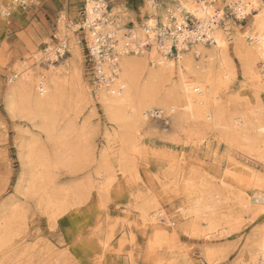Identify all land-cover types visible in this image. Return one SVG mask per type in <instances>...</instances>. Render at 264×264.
Segmentation results:
<instances>
[{"label": "bare ground", "instance_id": "1", "mask_svg": "<svg viewBox=\"0 0 264 264\" xmlns=\"http://www.w3.org/2000/svg\"><path fill=\"white\" fill-rule=\"evenodd\" d=\"M12 1L0 0V17L7 18L12 9L23 10L12 7ZM173 1L168 10L177 17L176 27L190 20L196 23L194 31L185 29L182 35L191 44L178 42L176 55L170 52L169 38L164 44L155 39L160 25H174L168 10L159 11L158 0H146L147 11L139 7L143 22L136 20L133 28L114 20L116 9H110L107 0H87L84 31L98 77L93 89L85 79L79 20L71 21L70 27L60 20L62 40L32 50L34 68L28 61L16 65L4 101L12 116L31 127L18 142L19 195L0 204V251L15 245L28 220L29 202L50 222L93 195L96 208H107V197L114 193L119 176L127 181L138 176V156L148 154L140 137L157 128L153 117L158 111L175 140L183 136L186 143H195L216 133L229 152H240L264 166V0ZM97 104L112 124L106 128V145L100 151L91 134ZM174 152L170 170L157 175L162 197L157 189L145 195L139 189L135 197L136 221L149 239L146 259L188 264L180 232L205 239L215 233L229 237L250 219L253 228L235 261L264 264V171L236 159L242 173L225 169L217 180L205 169L182 168L178 161L183 154ZM227 156L234 161L230 153ZM63 167L85 174L65 183L59 179ZM174 201L179 204L171 215H179L172 218L164 203L174 206ZM128 203L133 206V200ZM121 219L125 218L102 219L101 227L105 223L108 229L104 244L115 238V224ZM122 223L124 227L126 221ZM126 238L124 233L119 244ZM234 244H207L205 259L209 264L223 263Z\"/></svg>", "mask_w": 264, "mask_h": 264}, {"label": "rangeland", "instance_id": "2", "mask_svg": "<svg viewBox=\"0 0 264 264\" xmlns=\"http://www.w3.org/2000/svg\"><path fill=\"white\" fill-rule=\"evenodd\" d=\"M107 2L110 9H116L115 21L118 19L117 22L120 21L127 28H133L136 20L142 24L141 14L143 12L139 7L143 6L147 11L146 0H107ZM158 3L159 11L166 12L172 7L174 1L171 0L170 3V0H158ZM85 4L86 0H30L26 7H22V11L12 9L15 12L11 16L0 17V204L19 195L17 187L21 174V163L18 142L31 127L30 123L25 124L24 119L10 114L5 105L4 92L8 85L13 83V81L10 82V78L17 72L16 65L28 61L31 68H34L37 64H35L36 59L31 58V51L42 50L46 44L59 43L62 40L59 35L60 20L63 19L65 24H68L67 27H70L71 21L80 20V12L85 8ZM246 23L245 20L242 25ZM82 33H78L81 39L84 38ZM82 42L85 79L93 89L98 81V79L94 81L93 78L94 60L90 56L85 40ZM68 56L69 54L66 58ZM235 66L239 80L243 79L241 66L238 62ZM94 116L91 117L94 128L91 134L96 150L100 151L106 145L104 136L106 128L111 129L112 124L107 120L100 104L96 105ZM153 118L156 119L157 128L140 137L141 146L148 154L143 153L138 156V176L128 181L119 176L114 185L117 192L114 191L111 196L107 197L109 199L107 208H96L98 200L93 195L85 203L77 204L66 213L58 215L56 222H50L49 218L37 209L34 202H29L28 220L15 238V245L11 249L0 251V257H2L0 260L2 259L4 264H39V262L45 264H155L159 260L155 262L153 259V262L151 258L146 259L149 239L143 233V226L136 221L139 216L137 215L138 210L134 207L135 199L139 194V189L144 195L151 189H155V192L157 189V192L161 194L157 175L161 171L170 170L169 167L175 162V159H172L174 151L183 154L179 157L182 160L177 158L182 168L187 165V167L205 169L214 177L217 176V180L224 176L222 174L225 169H233L242 173L240 168L242 165L238 164L236 159L264 171V166L255 159H249L240 152H229L225 142L219 140L216 133L208 135L200 142L186 143L188 140L183 136H180L181 140L174 139L170 125L160 111L154 114ZM227 153L235 158L234 161L229 160ZM218 159L221 161L219 162ZM73 171L63 167L60 170L59 179L65 183H72L85 174L84 170ZM168 177L172 179L171 175ZM229 178L237 185L233 176L230 175ZM130 200H133V206L128 203ZM174 203V206L169 202L164 203L169 215L177 211L175 206L179 203L177 201ZM106 214L111 215L115 221L118 218H125L115 224V238L109 245L104 244L108 232L107 224L104 223L101 227L102 219H105ZM178 215L179 213L172 214L171 217L175 218ZM128 218L131 221L126 220ZM123 221H126L124 227ZM252 228L253 222L246 219L239 232L229 237L222 236L221 238L215 233L205 239L202 236L199 238L186 234V232H180V245L185 247L184 252L187 253L188 264H209L203 254V248L207 244L224 246L228 241L234 242L228 258L221 264H236L235 260ZM124 233L127 238L124 243L119 244L118 241ZM132 255L136 260L134 263Z\"/></svg>", "mask_w": 264, "mask_h": 264}, {"label": "built area", "instance_id": "3", "mask_svg": "<svg viewBox=\"0 0 264 264\" xmlns=\"http://www.w3.org/2000/svg\"><path fill=\"white\" fill-rule=\"evenodd\" d=\"M87 2V0H86ZM12 7H26L27 6V1L24 0H13L12 3L10 4ZM10 9H12L11 7H9ZM15 11H10L7 12L6 14L8 16H11ZM169 13V19L170 21L174 24L172 27L171 26H165L164 24L160 25V28L157 30L155 39L159 42L164 44L165 43V39H168L169 41H171L172 46H171V54H177L178 53V42L183 41L184 43H190L191 44V39L186 37H182V35L185 33V29L188 30H195V26L196 23L194 21L190 20V23L188 25H183L182 27H176L175 23L177 21V17L174 14V11H170L168 10ZM1 15H3V13H1ZM81 18L79 20V22H81L82 26V31L84 34V38L82 40H85L87 47L89 48V52H90V56L92 57V60H94V68H93V78L94 81L98 79L97 74H96V62H95V57L94 54L92 53L89 44L87 43V39H86V35H85V22L88 20L87 15H86V9L83 8L80 12ZM7 16V17H8ZM189 19V17H188ZM189 21V20H188ZM187 26V27H186ZM104 52V50H102ZM102 53V52H101Z\"/></svg>", "mask_w": 264, "mask_h": 264}]
</instances>
